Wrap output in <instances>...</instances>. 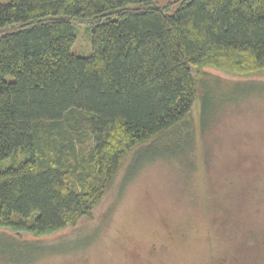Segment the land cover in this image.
<instances>
[{
	"label": "trees",
	"instance_id": "16d2710c",
	"mask_svg": "<svg viewBox=\"0 0 264 264\" xmlns=\"http://www.w3.org/2000/svg\"><path fill=\"white\" fill-rule=\"evenodd\" d=\"M155 1L0 4V230L40 240L93 218L145 149L195 153L221 85L255 91L264 0ZM74 22L90 26L87 57L71 53Z\"/></svg>",
	"mask_w": 264,
	"mask_h": 264
},
{
	"label": "rangeland",
	"instance_id": "374dc122",
	"mask_svg": "<svg viewBox=\"0 0 264 264\" xmlns=\"http://www.w3.org/2000/svg\"><path fill=\"white\" fill-rule=\"evenodd\" d=\"M151 6L172 14L178 2ZM73 25L71 53L87 57L90 26ZM207 71L224 84L238 80ZM249 82L256 88H242L248 98L219 87L193 155L150 162L155 151L145 149L93 218L40 240L0 230V264H264V77Z\"/></svg>",
	"mask_w": 264,
	"mask_h": 264
}]
</instances>
